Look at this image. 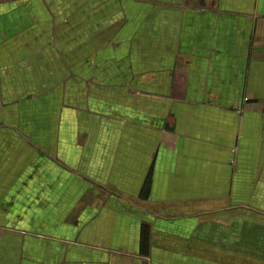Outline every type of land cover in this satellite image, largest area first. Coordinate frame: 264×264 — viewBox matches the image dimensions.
I'll list each match as a JSON object with an SVG mask.
<instances>
[{
	"label": "crops",
	"instance_id": "crops-1",
	"mask_svg": "<svg viewBox=\"0 0 264 264\" xmlns=\"http://www.w3.org/2000/svg\"><path fill=\"white\" fill-rule=\"evenodd\" d=\"M0 264H264V0H0Z\"/></svg>",
	"mask_w": 264,
	"mask_h": 264
}]
</instances>
